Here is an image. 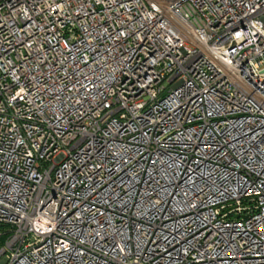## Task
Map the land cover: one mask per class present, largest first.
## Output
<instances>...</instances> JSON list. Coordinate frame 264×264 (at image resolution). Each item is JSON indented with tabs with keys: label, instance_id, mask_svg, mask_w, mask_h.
Here are the masks:
<instances>
[{
	"label": "built area",
	"instance_id": "built-area-1",
	"mask_svg": "<svg viewBox=\"0 0 264 264\" xmlns=\"http://www.w3.org/2000/svg\"><path fill=\"white\" fill-rule=\"evenodd\" d=\"M0 264H264V0H0Z\"/></svg>",
	"mask_w": 264,
	"mask_h": 264
},
{
	"label": "trees",
	"instance_id": "trees-1",
	"mask_svg": "<svg viewBox=\"0 0 264 264\" xmlns=\"http://www.w3.org/2000/svg\"><path fill=\"white\" fill-rule=\"evenodd\" d=\"M4 228H2V226H0V230H3ZM5 235L4 234H0V246L2 245L4 239H5Z\"/></svg>",
	"mask_w": 264,
	"mask_h": 264
}]
</instances>
